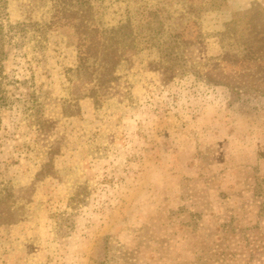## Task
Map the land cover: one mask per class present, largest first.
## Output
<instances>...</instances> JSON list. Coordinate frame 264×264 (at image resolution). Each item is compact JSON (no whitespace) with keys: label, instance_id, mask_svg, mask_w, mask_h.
Masks as SVG:
<instances>
[{"label":"rangeland","instance_id":"1","mask_svg":"<svg viewBox=\"0 0 264 264\" xmlns=\"http://www.w3.org/2000/svg\"><path fill=\"white\" fill-rule=\"evenodd\" d=\"M0 52V264H264V0H0Z\"/></svg>","mask_w":264,"mask_h":264},{"label":"trees","instance_id":"2","mask_svg":"<svg viewBox=\"0 0 264 264\" xmlns=\"http://www.w3.org/2000/svg\"><path fill=\"white\" fill-rule=\"evenodd\" d=\"M66 11L64 10V12ZM68 15L70 17H73L74 13L68 12ZM120 30L121 28L117 30H112L110 31V33L117 34L118 31ZM84 33H86V27ZM108 47L111 48L113 47V45H109ZM104 48H106V45L104 46ZM1 53L2 52H0V55ZM113 69H114V64H112L111 60L109 61L107 60V58L103 57L98 69H95L92 72H90L89 68L80 67L78 69V72L84 75L86 74L89 77H93L94 75H97L98 83L106 84L114 80ZM4 105L5 102L3 96H0V108ZM21 210L22 209L16 203L12 190L6 188L0 183V226L6 224L9 225L15 224L21 216Z\"/></svg>","mask_w":264,"mask_h":264}]
</instances>
